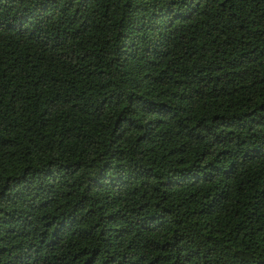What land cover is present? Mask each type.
Returning a JSON list of instances; mask_svg holds the SVG:
<instances>
[{
  "label": "trees",
  "instance_id": "obj_1",
  "mask_svg": "<svg viewBox=\"0 0 264 264\" xmlns=\"http://www.w3.org/2000/svg\"><path fill=\"white\" fill-rule=\"evenodd\" d=\"M0 264H264V0H0Z\"/></svg>",
  "mask_w": 264,
  "mask_h": 264
}]
</instances>
